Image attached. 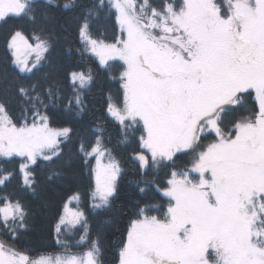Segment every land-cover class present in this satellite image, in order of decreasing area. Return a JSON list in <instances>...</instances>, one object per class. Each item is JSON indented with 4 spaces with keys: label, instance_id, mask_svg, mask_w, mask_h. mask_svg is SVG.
Wrapping results in <instances>:
<instances>
[{
    "label": "snow or ice",
    "instance_id": "snow-or-ice-1",
    "mask_svg": "<svg viewBox=\"0 0 264 264\" xmlns=\"http://www.w3.org/2000/svg\"><path fill=\"white\" fill-rule=\"evenodd\" d=\"M55 3L43 0L45 8ZM39 6L40 0H0V22L32 25L30 37L14 30L6 40L21 105L16 116L0 101V159L19 158L23 184L33 192L32 166L59 159L60 145L72 133L70 127H50L48 110L59 107V91L48 87L46 103L35 83L22 82L35 75L51 47L38 26ZM106 6L115 10L119 26L114 42L93 37L87 18L92 10L79 35L84 51L107 73L123 68L122 100L109 94L105 109L120 126L122 142L140 133L143 151L133 159L144 171L174 162L178 153L194 157L190 169L173 171L167 187L157 189L167 197L166 210L157 216L140 209L131 221L119 264H264V0H161L158 6L152 0H108ZM98 7H105L104 0ZM68 78L71 95L63 111L80 117L94 76L89 69L71 71ZM253 94L252 115L228 121ZM93 132L92 141L81 140L79 152L85 166L95 160L89 204L98 213L111 209L123 169L104 144L103 129ZM209 135L213 140L205 145ZM10 176L0 175V187ZM80 200L79 192L69 196L55 227L62 255L32 258L0 242V264H102L100 241L92 238L85 212L68 206ZM27 217L19 199L0 197V229L15 238L28 227ZM78 226L77 245L85 250L77 254L63 237Z\"/></svg>",
    "mask_w": 264,
    "mask_h": 264
},
{
    "label": "trees",
    "instance_id": "trees-1",
    "mask_svg": "<svg viewBox=\"0 0 264 264\" xmlns=\"http://www.w3.org/2000/svg\"><path fill=\"white\" fill-rule=\"evenodd\" d=\"M66 3L71 4L72 0H56L55 5L45 8L43 0H40L37 22L44 29L51 47L46 61L39 70H34L35 75L22 82L26 85L35 83L46 103L48 87L59 91L62 97L59 107L49 106L50 125L54 128L70 127L71 139L61 144L62 156L54 163L41 161L32 168L34 192L23 184L19 159L11 162L0 159V175L11 173L6 187H0V197L7 195L13 200L19 199L28 212V227L20 230L15 238L11 233L0 229V241L32 258L63 254L64 250L57 244L55 227L69 196L79 192L80 207L88 218L91 236L100 241L102 264H119V251L126 240L131 221L137 218L140 209L157 216L166 210L167 198L157 189L167 187L173 171L189 169L194 157L181 153L177 155L179 159H174V162L165 161V165L159 169L150 168L144 171L139 168L138 162L133 159V153L143 151L139 148L140 133L137 132L135 137L129 136L126 142H122L124 135L120 126L108 117L105 110L109 94L116 101L122 100L119 76L123 68L121 66L110 74L107 73L100 67L96 57L84 51L79 35L81 23L92 10L95 14L87 18L93 37L113 43L120 35L115 10L107 8V0H104L103 8L98 7L99 0H75L74 6L68 9L63 7ZM152 3L158 6L161 0H152ZM174 3L179 5L181 0H174ZM44 12H48L47 18ZM14 30H23L30 37L32 25L18 23L14 19L7 23L0 22V101L7 102L13 114L18 116L21 100L16 95L17 74L10 68V53L6 45L9 34ZM110 63L120 64L118 61ZM5 69H8L7 74ZM89 69L93 73L94 83L85 96L88 109L80 117L74 113L66 116L63 105L71 95L68 74L71 71L86 72ZM244 105L227 117L228 121L252 115L254 94L252 98L244 101ZM97 127L103 129L104 144L119 162L123 174L118 180L119 192L111 209L94 213L89 204V192L93 183L79 152V145L82 139L86 143L92 141L93 129ZM140 188H144L145 192L141 193ZM80 234L78 226L76 229H69L64 235L63 239L69 245V251L78 254L85 250L82 245H77Z\"/></svg>",
    "mask_w": 264,
    "mask_h": 264
},
{
    "label": "rangeland",
    "instance_id": "rangeland-1",
    "mask_svg": "<svg viewBox=\"0 0 264 264\" xmlns=\"http://www.w3.org/2000/svg\"><path fill=\"white\" fill-rule=\"evenodd\" d=\"M108 1V0H107ZM183 3V0H181V3L180 4H182ZM48 54V53H47ZM47 54H46V56H47ZM44 62H42V64H43ZM41 64V65H42ZM50 127H52L51 125H50ZM54 128V127H53ZM212 140H213V136H211V135H209L208 136V138L207 139H205V140H203V143L205 144V145H207L208 143H210V142H212ZM65 142V141H64ZM62 144V143H61ZM61 146V145H60ZM178 154H181V153H178ZM177 154V155H178ZM148 155H150V154H148ZM112 156V155H111ZM113 157V156H112ZM17 159H19V158H17ZM104 162L105 163H107V158H105V160H104ZM169 162V161H168ZM95 165V160L93 159V160H90L89 161V165L87 166V170H88V173H89V175H90V177H91V179H92V183H93V185H94V181H93V178H92V173H91V167H93ZM34 166H32V168H33ZM192 167V166H191ZM190 167V168H191ZM189 168V169H190ZM22 174V173H21ZM193 175H195V174H193ZM23 176V175H22ZM161 193H162V191H161ZM163 194V193H162ZM167 198V197H166ZM69 208H71V209H73V210H75L77 207H79L80 209H81V207H80V201L79 202H76V201H73L72 203H70L69 205ZM82 210V209H81ZM70 230H71V228H70ZM1 242V241H0ZM7 247H10V248H13L12 246H10V245H7V244H5ZM14 249V248H13ZM16 250V249H15ZM56 255H62V254H56ZM56 255H54V256H56ZM38 258V257H37Z\"/></svg>",
    "mask_w": 264,
    "mask_h": 264
}]
</instances>
